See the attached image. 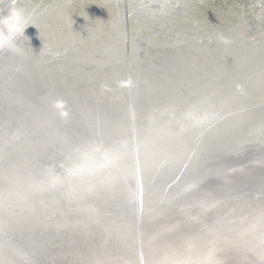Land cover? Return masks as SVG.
<instances>
[{"label": "rangeland", "instance_id": "obj_1", "mask_svg": "<svg viewBox=\"0 0 264 264\" xmlns=\"http://www.w3.org/2000/svg\"><path fill=\"white\" fill-rule=\"evenodd\" d=\"M4 1L6 2V7L4 8L6 14L8 13L7 8L9 7V0ZM24 1L16 0V6L22 4ZM144 1L145 0H139L137 9L152 6L150 8L151 10H147L148 15L151 17L157 14H163V12L165 14L169 13L170 15L175 12V16L171 15L172 17H169V14L165 16L162 15L164 18L166 17L164 21L160 20V26L163 29L172 30L178 23L182 24L189 18L187 13H189L191 7H181L179 4L174 3L169 4L170 0ZM76 2L80 3L81 1L78 0ZM84 3L87 4V0H84L81 4L83 5ZM196 4L197 13L194 19L196 22L207 21L218 25L220 19H227L232 23L242 22L244 24H257L264 30V0H199ZM105 5H107L108 11L111 9L120 11V19L123 18V22L120 23L122 25L121 51L119 55L115 54L110 57V62L107 65L109 71L114 73V80L119 84L118 98L121 103L118 112L100 108L86 111V108L84 109L82 106H78L74 102L67 100L65 102V109H62V112H55L51 109L48 118L39 119L37 117L32 123L26 124L25 126L23 125L24 127L19 123V126H14L12 130L8 129L9 127L7 126H2L1 129L3 130V134L5 131V136L0 139V152L4 154L0 153V220L8 218V215L15 219V217L10 214L12 210H8L9 208H7V205L11 201L7 192L13 188H20L21 185L19 180L25 177L28 172L40 173L50 172V170H52L50 172L51 180H64L66 178L64 181L70 182L76 176L75 171L77 165L82 164L84 160L88 163L86 166L92 167L91 169L93 170L96 165L99 166L98 163L102 166L104 162H108L118 175L119 173L122 175L121 171L118 169L125 166L130 168L132 179L131 177L121 176L125 185L129 182L130 185H127V189L122 191V194L120 192L116 195H121L120 197L118 196L116 199L107 198V204L110 207H106L107 204L104 206L102 205L103 207L98 213V218L92 215L93 218H89L91 216L88 217V212L76 215L74 218L71 217V223H67L65 220L56 217L52 221L53 224L50 223L53 227L50 228L49 225L41 227L45 230L43 231L44 233H42V229L38 226H33V220L28 224L25 223L28 226L39 228L40 231H38L35 236L32 231L28 233L29 230L23 231L22 233L12 230H9V232H0V264H264V228H259V226H261L259 223L264 222L257 221L259 219L264 221V170H256L254 168L255 164H257L256 162L264 161V153L253 148L237 150L238 152L227 149L223 155L219 157V160L212 159L210 163L208 162V164L211 165L214 161L218 160L217 165L222 166L220 169L221 171L213 173L214 166L207 169L208 164H206L202 170V174L195 177V175H186V172L184 175L182 172L184 166H182V171L180 170L177 173L178 175L175 174L173 175L174 177L169 178L168 183L166 182L167 184L158 185L159 187L157 186L154 188L157 185V179L155 178L147 180V182L144 180L141 182V185H139L141 180L139 179L138 170L143 161L141 155L142 151H140L142 149V144H139V142L141 141V134H143L144 130L143 125L147 126L151 117L148 114L145 116L142 111L145 103L140 95V90L141 94L144 90L143 86L137 88L134 80V73L138 72L137 75H140L144 81L146 85L145 89H148L147 91L154 92L162 88L158 86H164L163 88L167 87L165 84L169 82V78L167 77L168 74L164 72H168L175 67H180L178 65L172 67L171 65L174 63L183 64L184 62H190L193 64V67H190L199 71L200 67L197 65L198 52H195L194 49L187 45L188 43H181L184 32L175 30L170 34L166 40L167 43H164L165 45L152 42L153 50H151V54L143 59V63L139 64L137 68L134 67L133 59L128 57L129 46L123 41V29L127 21L125 1L103 0L98 8L99 10L96 8L97 10H95V12L104 15L105 11L103 7ZM228 5L229 8H227ZM242 5L246 8L242 7ZM169 7L172 10H170ZM171 11L173 12L171 13ZM5 14L3 16H5ZM0 17H2L1 14ZM103 19L106 20V18ZM102 22L107 24L106 21ZM113 22H115L114 19L108 21V23H111V26ZM57 27H59V25ZM60 27L62 26L60 25ZM215 29L218 30V28ZM54 30L55 29L52 28L44 33L40 31L38 33H33L30 31L28 33L25 32L26 34H22V36L16 40L20 49L19 54L7 50L0 51V59L2 60H0V92L2 93H0V108L2 111H5V113H13L16 111V104H18L16 102H18L19 96L21 97V93L29 94L31 92L36 95L38 94V89L46 84L40 80L29 79L32 76L30 69H33V63L38 65L40 59L45 54H38V51L50 47V43L54 41L55 38L52 35L55 33ZM135 30L137 31V28ZM66 33L67 34L63 35L62 38L60 37L61 42L64 37L70 35V32ZM58 36L59 35H57L56 38H59ZM34 39H36L37 42L35 44H33ZM172 47L179 48L180 51L177 52V49H173ZM161 50L165 53H162ZM40 55L42 56L40 57ZM164 57H167L168 60L164 59ZM166 66H170L171 69ZM20 71H25L24 77L21 75L17 77ZM173 71L174 70H172V73H168L170 75H176ZM34 100V103L39 102L40 96L35 97ZM194 108H197V106ZM123 111L126 112H124V114H126V119H128V121L125 120L128 125L125 129V135L127 133L128 138L130 137L129 135L132 136L129 138V141L130 139L131 141L126 154L118 153L120 156H114L120 161L117 162L116 165L115 162L108 161V156L105 155V152H107L109 145H112L109 143L121 139L120 137L122 136H120V134L123 135V133L120 132L123 126ZM109 115L111 116L109 117ZM129 126L131 127L129 128ZM26 127L28 128L26 129ZM1 129L0 131H2ZM48 129L52 132H49ZM50 133L53 135H49ZM21 135L23 137H21ZM56 135L58 141H55L57 138ZM45 136H47L50 143H48L49 141ZM243 139L245 140L246 137L243 136ZM61 141L63 145L60 144L62 143ZM26 142L27 144H25ZM35 142L38 143L36 144ZM29 143H31L32 146ZM71 144L74 145L70 147ZM131 144L133 145L131 146ZM27 145L29 146L26 147ZM33 145H35V147ZM53 145L55 148L52 147ZM102 146L104 147L103 149ZM31 147H34L33 149L35 151H32L33 149ZM74 147L77 148V151ZM20 148L24 150L22 151ZM36 150L38 156H43L34 157L37 156L35 153ZM63 150L68 151L70 154ZM52 151H54L55 154H53ZM73 155H75V157ZM101 156L104 160L101 159ZM124 156L126 158H124ZM132 156L134 157L133 159ZM71 157L73 159H71ZM190 158L193 160V156ZM64 161L67 162V165ZM32 163L34 164L32 165ZM132 164L136 166L133 167ZM139 164L140 166H138ZM13 165L16 166L14 167ZM245 168L247 171L243 172L244 175L240 178L234 176L237 172L244 171ZM248 168H254L255 170L249 169L248 171ZM218 173L219 175H217ZM133 174H136L135 177H133ZM8 175L10 177H8ZM206 175L208 177H206ZM56 176H58V178H56ZM199 179H201V181H199ZM232 180H241L236 184L237 188L240 190L242 189L240 194H238L235 199H231V202L228 203H224L222 199H216L213 196V190L217 187H226ZM148 183L151 185L148 186ZM178 183L179 185H176ZM145 184H147L146 187L144 186ZM134 189L136 193L140 190L137 195H135ZM141 189L144 192L143 202L141 201L143 199L141 196L143 194ZM173 189H176V191ZM181 189L184 190L182 191ZM147 191H150V196L156 193L155 197L158 199H150V201L147 197L145 198ZM181 191L183 193H181ZM125 193L127 196L124 195ZM246 197L247 199H245ZM138 199L139 203L137 202ZM241 199L242 201H240ZM243 199L245 200L243 201ZM123 200L126 202L120 203ZM97 205L95 209L101 208V205L98 207ZM229 207H231V210ZM8 211L9 213L7 214L6 212ZM109 211L113 213L111 214ZM237 215H239V217ZM236 218L239 219L237 220ZM9 219L8 223L10 225H20L19 223L12 222L13 219ZM77 221H79V223ZM60 226H66L65 230H56ZM181 250H184L183 253H180L182 252ZM179 255L180 257H178Z\"/></svg>", "mask_w": 264, "mask_h": 264}, {"label": "bare ground", "instance_id": "obj_2", "mask_svg": "<svg viewBox=\"0 0 264 264\" xmlns=\"http://www.w3.org/2000/svg\"><path fill=\"white\" fill-rule=\"evenodd\" d=\"M76 1L78 0H29L28 2L29 6L23 9L29 21L32 24H34V25L30 24L26 26L23 34H26L25 32L28 33L30 31L33 33H38L39 31L44 33L52 28L55 29L54 30L55 33L52 34L55 39L53 42L50 43V47L45 48L42 51H38V54L45 53L43 56L40 55V57L42 56V58L40 59L41 62L39 61L38 65L40 66L41 69L42 68L45 69L46 72L42 74L41 71L36 70L35 68L30 69V72L34 76L40 77L39 78L40 81L46 83L44 84V86L40 88V90L47 88V86H50L51 84H53V86H57L58 84L59 86L61 84L63 85L67 82V80L70 77L75 79H80L82 77H85V73L87 70L86 68L83 67V61L88 58L94 60L101 59L106 51H108L109 56L112 57L115 54L119 55L121 51L122 25L120 23L123 22V18L120 19V11L118 10L115 11V9L113 10L111 9L110 11H108L107 5H105L103 7L105 14L102 15L100 13H96L95 10L99 8L101 1L103 0H87V4L84 3L85 5L81 4L82 2H84V0H80L81 1L80 3L79 2L77 3ZM123 1H125L126 10H127V21L126 24H124V29H123V34H124L123 41L126 43V45L129 46L128 57L129 58L131 57L133 59L134 67L137 68L139 64L143 63L142 60L147 58V56L151 54V50H153L152 48L153 43L155 44H164L165 42L167 43L166 40L168 39L170 34L175 30L184 32L182 35L181 43L182 42H185L184 44L188 43L187 45H189L192 49H194L195 52H198L197 65L198 67H200L199 71L194 70L190 67V66L193 67V64L190 62L187 63L184 62L183 64L174 63L173 65H171L172 67H174L175 65L176 66L178 65L180 67H175L173 69H171L170 66H166L167 68L170 67L171 69L168 71L169 73H172V70H174L173 72H175L176 75H170L168 72L163 70L165 71L164 72L165 74H168L167 77L169 78V82L165 84V86L167 87L163 88L164 86H158L162 88H159L154 92L147 91L148 89L147 90L145 89L146 85L144 81L142 80L140 75L139 76L137 75L138 72L134 73L135 74L134 80L137 88H141L143 86V90H144L142 94L140 90V95L145 103L143 105L144 107L142 108V111L145 116L148 114L151 117L150 121H148L149 123H147V126L142 124L144 126V130H143V134H141V141L139 142V144L140 143L142 144V149L140 148L141 149L140 151H142L141 155L143 157L142 158L143 161L141 166L140 164L138 165L141 167V169L139 167L138 170L139 179L141 180V181L139 180L140 181L139 185H141V182L144 180L147 182V180H151L155 178L157 179L156 182L157 185L154 188H156L158 185L161 186L163 184H167L169 178L174 177L173 175L177 174L181 170L182 166L185 165V169L183 167V171L181 170L184 173V175L187 169L191 170L192 167L191 168L187 167V164L190 163V159H191L190 157L193 156V160H196L201 156H205V154H206L205 158L207 159L213 157L212 155L211 156L209 155L208 153L209 149L212 148L213 144L223 141L224 135L229 133L228 131L229 127H231L235 131L236 129L241 130V133L244 136H246L245 134H247L246 138L248 141L252 140L254 142H261L264 140V30L261 27H259L257 24H244L242 22L232 23L227 19H220L218 25L212 24L211 22H207V21L196 22L194 19L197 13V9L196 7H194V13L187 19V21L183 22L182 24L178 23V25H176L174 29L172 28V30L171 29L168 30L166 28L163 29L159 25L158 20L164 21L166 17L164 18L162 17V15L165 16L166 14L169 13L165 14L163 12V14L153 15L151 17L148 15L147 10L150 9L152 6L151 7L147 6L146 8L141 7V9H137V4L139 3V0H123ZM146 1L152 2L153 0H145L144 2ZM197 1L199 0H170L169 4L180 3L186 5H193V3L196 4ZM5 3L6 2L4 0L3 3H0V10H2L3 12L5 10L4 8L6 7ZM57 4H61L63 6H59ZM172 12L173 11H171V13ZM171 15L175 16V12L172 13ZM171 15L169 14V17H172ZM103 18H106V20ZM100 19L103 20L99 21ZM113 19L115 20V22H113L112 23L113 25L111 26V23H108V21ZM102 21H106L107 24H105ZM58 25L59 27H57ZM60 25L62 27H60ZM136 28L137 31L135 30ZM215 28H218V30H216ZM66 32H70V35L64 37L63 41L61 42L60 37L62 38L63 35H66L67 34ZM57 35H59L58 36L59 38H56ZM221 35L230 42L227 44L222 43L218 39V37ZM35 43H37L36 39H34L33 41V44ZM172 48L177 49L176 50L177 52L180 51L179 48L176 47H172ZM161 51L162 53H165L163 50ZM97 54H98V58H97ZM52 58L54 59V61ZM164 59L168 60L167 57H164ZM47 68H50V72L47 71ZM56 76H58L60 80L55 79ZM19 101H21L20 96L18 98V102ZM195 106H197V108H194ZM124 112L125 111H123V114ZM110 116L111 115H109V117ZM123 116L124 118L122 119V125L124 127L122 126V128L120 129L121 133H123V131L126 132L125 129L128 127L125 121V120L128 121V119H126V114H124ZM130 127L131 126H129V128ZM27 128L28 127H26V129ZM15 130L17 129L15 128ZM49 135H51V133ZM47 136H45V138H47ZM120 136H122L120 137L121 139H117L109 143L112 145H109L108 148L106 147L107 152H105L106 153L105 155L108 156V161L109 160L110 162L113 161L115 162V164L120 161L118 160V158H115L114 156L117 155L120 156V154L123 153L126 154V151L128 150V146L130 145V141H131V139L129 141V138L132 135H129L130 136L129 138L127 133L126 135L120 134ZM21 137L23 136L21 135ZM57 139L58 137L55 139V141ZM48 143H50V141ZM25 144H27V142ZM29 144L31 145V143ZM60 144L63 145V142ZM73 145L71 144L70 147H72ZM132 145L133 144H131V146ZM28 146L29 145H27L26 147ZM33 146L35 147V145ZM239 146H240L239 143L232 144L231 147L232 149L230 150L237 151V147ZM34 147L31 148L33 149ZM52 147L55 148L54 145ZM74 148L75 150L77 149L76 147ZM103 148L104 147L102 146V149ZM21 150L23 151L24 149ZM37 150L35 152L36 154H37ZM32 151L35 150L33 149ZM68 151H66V153H68ZM52 152L53 154H55L54 151ZM192 152L194 153V155L191 156ZM213 153L216 154V151L215 152L213 151ZM25 155L24 157L26 158ZM75 155L73 156L75 157ZM42 156L40 155L38 156L37 154V156L34 157H42ZM133 156L132 159L134 158ZM124 158L126 157L124 156ZM71 159L73 158L71 157ZM101 159H103V157ZM64 162L67 165V162L66 161ZM33 164L34 163H32V165ZM86 165H88L86 160H84L82 164L77 165L76 167L77 169L75 171L76 176L71 174L75 177L70 182H65L64 180L66 178L64 180L63 179H58L56 181L51 180L50 172L52 170H50V172L47 170L48 172H40V173L28 172L25 175V177L19 180V183L21 185L20 188L14 189L13 187H11L13 189L7 192V195L11 198V201L7 205V208H9L8 210H12L10 211V214L14 216L15 219L10 215H8L9 216L8 218L4 217L5 219H1L0 232L3 231L9 232V230H12L15 232L20 231V233H22L23 231L29 230L28 233L32 231L33 235L35 236L36 233L40 231L39 228L42 229L41 231L42 233H44L43 231L45 230H43V228L41 227H45L47 225H49L50 228L53 227L52 225H50V223L53 224L52 221L56 217L65 220L67 223H71L72 221V219H70L71 217L74 218L76 215L82 213L84 214V212H88L89 214L88 217L92 215L98 218L99 216L98 213L102 210V207L108 203L107 198L116 199V197L119 196L116 195L120 192L122 194V191H125L127 189V185L128 184L130 185L129 181H128L129 183L125 185V182L124 180L122 181L123 178L121 176L123 175L124 177L126 176L131 177L132 179V172L130 168L125 166L126 168L122 167L121 168L122 170L118 169L122 173V175L119 173L120 175L119 176L117 172H115L113 168L109 165L108 162L107 163L104 162L102 166H100V164L98 163L99 166L96 165L94 170L91 169L92 167H87ZM134 166L136 165H133V167ZM136 174H133L134 175L133 177H135ZM8 177L10 176L8 175ZM206 177L208 176L206 175ZM56 178H58V176H56ZM199 181H201V179H199ZM176 185H179V183ZM144 186L142 185L143 188ZM173 190L176 191V189ZM182 191L181 193H183ZM138 192L136 193L135 190L136 193L135 195H137ZM141 192H143V190ZM124 195L127 196L126 193ZM141 196L143 197V199L141 200L143 202L144 192ZM146 197L147 199L151 197L150 191H147V193L145 194V198ZM245 199H247V197ZM245 199H243V201ZM138 201L139 199L137 200V202ZM240 201H242V199ZM122 202H126V201L123 200L120 203ZM97 204L101 205V208L100 207L97 208L98 210L95 209L96 208L95 206ZM99 205H97V207ZM107 206L108 204L106 205V207ZM230 208L231 207H229V209ZM109 212L111 214L113 213L111 211ZM6 213L8 214L9 211ZM92 216L89 218H93ZM237 216L239 217V215ZM9 218L13 219L12 222L19 223L20 225L17 226L10 225L8 223V221L10 220ZM32 220L34 221L33 226L36 227L38 226L39 228H35L33 226H28L25 224V223L28 224ZM257 221L264 222L261 219ZM77 222L79 223V221ZM21 224H25V225H21ZM259 224L262 225L264 223H259ZM66 226H60L56 230L59 231L65 230ZM33 235H29V236H33ZM183 251L180 253H183ZM178 257H180V255Z\"/></svg>", "mask_w": 264, "mask_h": 264}, {"label": "water", "instance_id": "obj_3", "mask_svg": "<svg viewBox=\"0 0 264 264\" xmlns=\"http://www.w3.org/2000/svg\"><path fill=\"white\" fill-rule=\"evenodd\" d=\"M24 1V0H23ZM154 1V0H153ZM29 0H25L22 4L18 5L17 7L21 9L27 8ZM178 4V3H177ZM59 6H63L61 4H57ZM181 7H191L189 13L187 15L190 17L194 13V7L197 8V5L193 3V5H186V4H180ZM242 7L246 8L244 5ZM229 8V5L228 7ZM140 9V8H139ZM1 16L5 14V11L3 12L0 10ZM161 21L158 20L159 25ZM113 47V46H112ZM106 55V56H105ZM98 58V54H97ZM110 62V56L108 51H106L101 59H91L88 58L83 61V67L86 68L85 77H82L80 79H75L70 77L65 84H59L57 86H53L51 84L50 86H47V88L38 89V94H32L31 92L29 94H21V101L17 104V109L15 113H5V111H2L0 108V128L2 126H7L12 130L14 126H18L19 123L22 124V126L26 124H30L33 122L35 118L39 119H45L48 118V114L50 113L51 109L55 112L59 111L62 112V109H65V102L67 100H70L77 104L78 106H82L84 109L86 108V111L88 110H96V109H104V110H111L114 112H118V108L120 107V99L118 98V82H116L115 76L113 75V72H110L108 69V64ZM33 68L36 70H39L44 74L46 72L45 69H41L39 65L32 64ZM31 68V66H30ZM25 69V68H24ZM32 69V68H31ZM47 71L50 72V68H47ZM32 74V73H31ZM25 75V71H20V74H17V77ZM40 77H36L32 74L30 79L34 80H40ZM55 79L60 80L58 76L55 77ZM57 80V81H58ZM56 81V82H57ZM40 96V101L34 103V98ZM96 100V101H95ZM98 101V102H97ZM144 101V100H143ZM95 103V104H93ZM96 105V106H95ZM214 107V106H213ZM117 110V111H116ZM21 118V119H20ZM229 133L224 135L223 141L213 144L212 148L209 149L208 153L209 155L213 156L209 159L205 158V156H201L196 160H191L190 163L187 164V167L191 168V170L187 169L186 175H195L200 176L202 174V170L208 164L212 159H218L227 149H232V144L239 143V147H237V150L247 149V148H253L255 150H259L260 152L264 153V140L261 142H254L252 140L248 141L247 138L243 140V134L241 133V130L236 129L233 130L231 127L228 128ZM248 131V130H247ZM123 135H125V132L123 131ZM247 136V134H245ZM4 136L3 131H0V138ZM245 136V137H246ZM237 139V140H236ZM217 148V150H216ZM213 151H216V154L213 153ZM214 154V155H213ZM194 155V153H191V156ZM216 155V156H215ZM218 160L214 161L213 164L207 165V169L209 167H213V173L221 171L220 169L222 166L217 165ZM254 168L256 170H264V161H258L256 162ZM185 167V165H184ZM254 168H248L253 169ZM244 170V169H242ZM240 170V171H242ZM247 171L246 168L242 172H237V174H234L236 178H240L243 174V172ZM219 175V173L217 174ZM237 181V182H236ZM232 180L230 184H228L224 188H215L213 190V196L222 201L224 200V203L231 202V199H235L238 194H240L239 188H237L236 184H238L241 180ZM151 185V184H149ZM148 185V186H149ZM146 186V184H145ZM156 200L158 199L155 197V194L153 193L149 200ZM261 225V224H260ZM259 228H264V224L259 226Z\"/></svg>", "mask_w": 264, "mask_h": 264}, {"label": "clouds", "instance_id": "obj_4", "mask_svg": "<svg viewBox=\"0 0 264 264\" xmlns=\"http://www.w3.org/2000/svg\"><path fill=\"white\" fill-rule=\"evenodd\" d=\"M3 3V0H0ZM8 13L0 17V51H11L17 54L20 49L16 40L22 36L24 29L32 24L23 9L16 6V0H9ZM222 43H229L222 35L218 37Z\"/></svg>", "mask_w": 264, "mask_h": 264}]
</instances>
